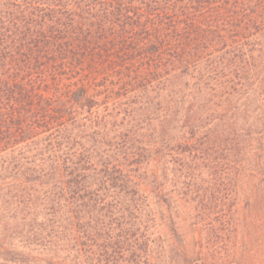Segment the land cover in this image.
<instances>
[{
    "label": "trees",
    "instance_id": "trees-1",
    "mask_svg": "<svg viewBox=\"0 0 264 264\" xmlns=\"http://www.w3.org/2000/svg\"><path fill=\"white\" fill-rule=\"evenodd\" d=\"M0 264H264V0H0Z\"/></svg>",
    "mask_w": 264,
    "mask_h": 264
}]
</instances>
